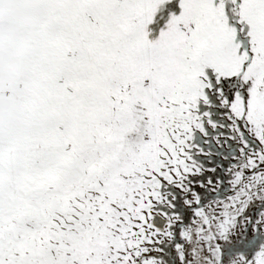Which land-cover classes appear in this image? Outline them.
<instances>
[{"label":"snow or ice","instance_id":"snow-or-ice-1","mask_svg":"<svg viewBox=\"0 0 264 264\" xmlns=\"http://www.w3.org/2000/svg\"><path fill=\"white\" fill-rule=\"evenodd\" d=\"M0 264H264V0H0Z\"/></svg>","mask_w":264,"mask_h":264},{"label":"rangeland","instance_id":"rangeland-1","mask_svg":"<svg viewBox=\"0 0 264 264\" xmlns=\"http://www.w3.org/2000/svg\"><path fill=\"white\" fill-rule=\"evenodd\" d=\"M214 148H218V145H213ZM225 148H227V145H225Z\"/></svg>","mask_w":264,"mask_h":264},{"label":"flooded vegetation","instance_id":"flooded-vegetation-1","mask_svg":"<svg viewBox=\"0 0 264 264\" xmlns=\"http://www.w3.org/2000/svg\"><path fill=\"white\" fill-rule=\"evenodd\" d=\"M222 158V157H221Z\"/></svg>","mask_w":264,"mask_h":264}]
</instances>
